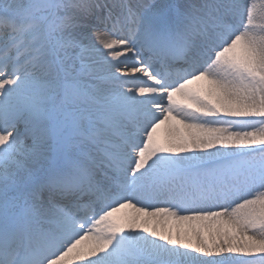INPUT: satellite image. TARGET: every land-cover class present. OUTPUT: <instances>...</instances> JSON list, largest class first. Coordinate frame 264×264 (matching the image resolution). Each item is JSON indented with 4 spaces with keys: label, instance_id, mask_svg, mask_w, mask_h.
Instances as JSON below:
<instances>
[{
    "label": "snow or ice",
    "instance_id": "obj_1",
    "mask_svg": "<svg viewBox=\"0 0 264 264\" xmlns=\"http://www.w3.org/2000/svg\"><path fill=\"white\" fill-rule=\"evenodd\" d=\"M0 264H264V0H0Z\"/></svg>",
    "mask_w": 264,
    "mask_h": 264
}]
</instances>
